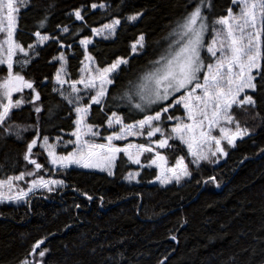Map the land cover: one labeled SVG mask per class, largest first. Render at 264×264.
<instances>
[{
	"label": "trees",
	"instance_id": "1",
	"mask_svg": "<svg viewBox=\"0 0 264 264\" xmlns=\"http://www.w3.org/2000/svg\"><path fill=\"white\" fill-rule=\"evenodd\" d=\"M93 2L101 0H27L26 7L17 4L14 38L26 49L36 41L37 30L58 38L49 39L30 52L31 63L23 72L26 78L37 82L41 93L40 101L36 102L43 106L41 137L69 139L68 133L75 128L72 106L52 91L53 77L60 66L53 57L63 52L68 61L67 71L72 79H77L85 58V48L79 41L85 36L91 38V28L113 18L121 20L113 37L95 39L87 51L99 67L107 66L117 57L129 62L121 65L114 83L108 86L104 111L92 105L87 121L103 125L100 128L106 134L108 126L104 122L113 111L121 114L125 123L147 114L132 109L122 97L125 91H135L151 61L164 53L171 42L169 33L190 10L192 0H103L108 8L91 9ZM81 5L88 13L83 22L73 14ZM211 5L207 10L210 20L234 8L233 0H211ZM135 12L142 15L136 21H127L126 17ZM45 16L46 22L40 27L38 22ZM63 26H68L69 32H63ZM141 33L145 35V47L132 53L131 45ZM4 35L0 32V39ZM210 38L209 35L207 39ZM22 58L23 54L17 53L14 60ZM6 72V65L0 66V78ZM44 77L48 80L44 81ZM20 95L14 93L13 97L18 99ZM23 96L30 100L31 90L25 89ZM49 107L54 109V115L49 114ZM231 111L249 133L233 146L225 143L227 155L219 163H192L188 148L179 139L170 141V148L157 147L166 157L167 165L173 166L183 156L191 172L179 182L167 185L152 182L158 175L152 164L141 169L138 181H128L127 174L135 166L123 153L117 158L113 175L78 166L55 170L47 153L37 145L33 152L44 169L36 170L23 158L35 130L30 129L23 134V140H17L5 136L0 129V179L7 180L21 172L34 173L26 174L19 182L25 190L36 178V172L45 178L65 181L52 191L39 188L19 201H0V264H19L26 256L29 259L38 256L43 248L50 249L44 264H264V151H261L264 122L254 118L257 111L264 116V104L258 100L256 109L234 106ZM184 114L181 105H173L162 116ZM36 116L32 105L25 104L13 110L12 121L32 125ZM174 123L165 120L164 126L170 130ZM159 138L157 133L152 139ZM137 140L148 143L146 131ZM153 156L144 153L142 162L149 164ZM213 176L215 181L209 182L208 178ZM84 192L93 199L88 200ZM37 240L43 243L29 256Z\"/></svg>",
	"mask_w": 264,
	"mask_h": 264
},
{
	"label": "snow or ice",
	"instance_id": "2",
	"mask_svg": "<svg viewBox=\"0 0 264 264\" xmlns=\"http://www.w3.org/2000/svg\"><path fill=\"white\" fill-rule=\"evenodd\" d=\"M233 3L239 5V12H233L230 7L226 15L210 20L207 10L212 6L211 0H192L190 10L180 17L169 33L171 42L164 53L151 61V67L140 77V84L135 91H125L122 97L128 100L132 109L147 114L132 123H125L121 114L111 112L104 122L112 129L110 134L104 137L105 143H96L93 139L100 134L94 129L103 125L88 123L87 117L92 105H97L104 111L107 86L114 83L112 77L121 65L129 62L128 59L117 57L105 67L94 66V58L87 51L92 41L85 36L79 43L85 47V60L89 63L82 67L80 78L73 80L67 71L66 55L61 52L58 57H53V60H59L60 66L53 77L55 83L52 91L57 92L71 105L76 114L72 132L75 141L64 142L73 143L75 147L65 155L56 152L57 144L50 143L49 136L41 137L39 122L43 106L36 103L40 101L41 93L37 90V82L23 74L31 63L32 57L29 53L35 52V48L45 41L58 38L37 30L34 34L36 41L28 44L26 49L14 38V33L17 28V4L26 7L27 0H0V32L6 33L3 39H0V66L6 65L7 69L6 75L0 78V129L5 136H14L17 140H23V134L30 129L35 130L36 135L27 142L23 158L34 165L36 170L44 169V165L38 162L36 153L33 152L37 145L47 152L49 163L54 167L66 169L75 164L89 169L100 168L106 170L109 175H113V168L120 153L137 165H141L142 153H154L150 164L157 165L161 170L156 179L161 183H168L173 179L179 182L182 177L191 175L184 157H178L172 167H165L166 157L157 150V147L170 148L169 142L175 139L187 145L188 153L193 158L192 163H216L220 156L227 155L222 141L233 146L238 138L249 133L246 126H241L239 121L235 120L231 111L233 107L256 109L258 100L264 104V0H233ZM108 7L103 0L90 5L91 9ZM73 14L76 20L83 22L88 13L85 6L81 5L73 10ZM141 15L142 12H135L128 15L126 20L136 21ZM46 19L45 16L38 22L40 27L44 26ZM120 24L119 18H113L99 28H91V32L95 36L105 32L114 34ZM84 26H87L86 22ZM62 31L69 32L68 26H63ZM209 35L211 38L207 39ZM144 47L145 35L141 33L131 45L132 53ZM17 53L23 54V58L14 60ZM14 66L20 70H15ZM47 80L48 77H44V81ZM65 84L69 90L64 89ZM78 84L83 85V89L78 88ZM25 89L31 90L30 100L23 96ZM14 93L21 94L20 98L14 99ZM82 93L88 95L87 103L84 102ZM170 97H173L171 102L161 106L162 102L169 101ZM25 104H31L37 114L35 124L22 125L12 121L13 110H18ZM181 104L186 112L187 122L177 116H162L167 114L173 105ZM156 107L159 110H155ZM48 112L50 115L55 114L52 107L48 108ZM255 117L264 122V116H261L259 111L254 113ZM165 120L175 121L170 130L164 126ZM117 127L118 131L115 130ZM214 128L219 129V136L212 135ZM145 131L148 143H125L123 146L113 143L128 136H143ZM157 133L160 138L152 139ZM56 140L61 142L62 137H57ZM26 174L34 173L21 172L17 176L7 177V180H0V201H19L34 189L46 188L52 191L54 185L65 183L62 179H53L50 176L45 178L36 172V178L29 182L26 190L19 189L13 193L12 190L16 187L13 181L23 179ZM138 175L139 173L130 172L126 178L131 181ZM208 181L214 182L215 177H209ZM5 185L8 187L7 194L4 192ZM83 195L88 200L93 199L87 192ZM172 238L175 239L174 236ZM42 243V240H37L28 255L36 253ZM49 251L50 249L43 248L38 252L39 260H30L26 256L19 264H44V258Z\"/></svg>",
	"mask_w": 264,
	"mask_h": 264
},
{
	"label": "rangeland",
	"instance_id": "3",
	"mask_svg": "<svg viewBox=\"0 0 264 264\" xmlns=\"http://www.w3.org/2000/svg\"><path fill=\"white\" fill-rule=\"evenodd\" d=\"M233 6H234V8H232L233 9V12H239V5L238 4H236V3H233ZM5 23V25H6V21L4 22ZM119 27V25L117 26V28ZM99 28V27H98ZM117 28H116V30H117ZM116 32V31H115ZM115 34V33H114ZM114 34H109V33H107V32H105L104 34H102V35H100V36H95V35H93L90 39H91V41L93 42L95 39H109V38H111V37H113V35ZM208 37V36H207ZM91 42V43H92ZM90 43V44H91ZM89 44V45H90ZM88 45V46H89ZM83 46V45H82ZM84 47V46H83ZM85 48V47H84ZM205 55H207L206 53H204ZM88 61L87 60H85V58H84V64H83V66L82 67H85L86 65H88ZM93 64H94V66H97L96 64H95V62L93 61ZM82 69V68H81ZM80 75H81V70H80V74H79V77L77 78V79H73V80H78L79 78H80ZM70 78H71V76H70ZM114 78V76L112 77V79ZM72 79V78H71ZM140 84V83H139ZM109 86V85H108ZM107 86V87H108ZM64 89L65 90H69L68 89V85L67 84H65L64 86ZM77 87L78 88H81V89H83V85H77ZM82 94H84V93H82ZM182 94V93H181ZM175 95V94H174ZM89 99V97H88V95L87 94H84V102L85 103H87L88 101H86V100H88ZM181 106L183 107V105L181 104ZM184 109V108H183ZM184 112H185V110H184ZM183 120H184V122H187V116H186V112H185V114L181 117ZM88 122V121H87ZM89 123V122H88ZM108 128V127H107ZM171 128V127H170ZM94 130H96V131H99V135L98 136H96V137H94L93 139L95 140V142L96 143H105L106 142V140L104 139V137H106L107 135H109L110 134V132H111V130L112 129H107L108 130V133H103V131H102V128H98V129H94ZM115 130H119L118 129V127L115 129ZM68 135L69 136H71L69 139H67V138H65V137H63V136H58V137H62V141L61 142H57V140H56V138L57 137H55V138H53V139H51L50 137H49V141H50V143H56L57 144V147H56V152L58 153V154H67V152H71V151H73L74 150V147H75V145L73 144V143H64V142H67V141H75V136H73L72 135V132H70V133H68ZM212 135H216V136H219L220 135V133H219V129L218 128H214L213 130H212ZM140 136H128V137H126L124 140H119V141H113V143H116V144H118L119 146H123L125 143H134V144H142V143H140L138 140H137V138H139ZM87 138V137H86ZM238 139H240V138H238ZM237 139V140H238ZM225 143H227L226 141H222L221 142V144H222V146L225 148ZM186 147H187V145L186 144H184ZM155 147V146H154ZM213 147H214V145H213ZM66 148H68V149H66ZM45 151V150H44ZM225 151H226V149H225ZM46 152V151H45ZM47 153V152H46ZM121 154V153H120ZM120 154H118V156L120 155ZM143 154L144 153H142L141 154V157H140V160H141V165H137V164H135V163H133L134 164V169L133 170H131L130 172H132V173H139L140 174V172H141V169H143L144 167H145V165L146 166H149L150 165V163L149 164H146V163H144V162H142V156H143ZM154 154V153H153ZM118 156H117V158H118ZM189 156H191L190 154H189ZM224 157L225 156H220V158H219V160L216 162V163H219V162H221L223 159H224ZM151 160H152V158H151ZM184 162L187 164V162L184 160ZM201 162H203V161H201ZM200 162V163H201ZM152 165H154L156 168H157V170H158V175L160 174V172H161V170H160V168L159 167H157V165H155V164H152ZM175 165V164H174ZM188 165V164H187ZM70 166H78V167H82V166H79V165H75V164H73V165H69L68 167H70ZM55 170H58V169H60L59 168V166H52ZM165 167H172V166H169V165H167L166 163H165ZM115 168V167H114ZM114 168H113V170H114ZM86 169H89V168H86ZM92 170H97V171H103V172H107L106 170H102V169H100V168H91ZM129 172V173H130ZM128 173V174H129ZM127 174V175H128ZM139 176V175H138ZM138 176L136 177V179H134V180H131V181H133V182H136V181H138ZM188 177V176H187ZM182 178H184V177H182ZM181 178V179H182ZM54 179V178H53ZM127 179V178H126ZM0 180H2V179H0ZM23 179H21V180H14L13 181V184L16 186L12 191H13V193L15 192V191H17V190H19V189H24L23 188V186L21 185V184H19V182L20 181H22ZM128 180V179H127ZM129 181V180H128ZM152 182H156V183H159V184H162V185H167V184H170V183H172V182H176V180H170L168 183H161L159 180H157V179H155V180H153ZM54 186H56V185H54ZM53 186V187H54ZM35 190H38V189H34L33 191H35ZM32 191V192H33ZM4 192L7 194L8 193V187H7V185H5L4 186ZM32 192H30V193H32ZM29 193V194H30ZM28 194V195H29ZM4 201H10V200H4ZM32 259H35V260H39V256H34ZM31 260V259H30Z\"/></svg>",
	"mask_w": 264,
	"mask_h": 264
}]
</instances>
